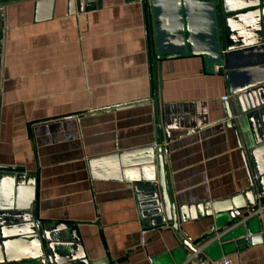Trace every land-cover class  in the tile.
I'll use <instances>...</instances> for the list:
<instances>
[{
    "label": "crops",
    "instance_id": "obj_1",
    "mask_svg": "<svg viewBox=\"0 0 264 264\" xmlns=\"http://www.w3.org/2000/svg\"><path fill=\"white\" fill-rule=\"evenodd\" d=\"M179 1L153 0V13L146 0H93L72 14L67 0L39 12L35 0L2 5L0 166L35 174L38 219L74 224L66 235L76 234L89 262L185 264L188 255L169 225L144 227L132 183L93 178L92 167L107 173L104 158L163 141L167 192L176 205L248 189L233 130L222 121L225 76L207 74L201 56L153 54L152 27L164 54L212 50L208 0ZM246 59L247 67L264 66V51ZM232 61L242 64L244 57ZM158 100L169 139L157 128ZM218 226L204 216L180 228L195 248L204 247V259L264 264L257 235L250 243H221ZM249 230H264V209Z\"/></svg>",
    "mask_w": 264,
    "mask_h": 264
},
{
    "label": "water",
    "instance_id": "obj_2",
    "mask_svg": "<svg viewBox=\"0 0 264 264\" xmlns=\"http://www.w3.org/2000/svg\"><path fill=\"white\" fill-rule=\"evenodd\" d=\"M14 1L18 0H0V6ZM53 1L35 0L34 7L38 12L49 9ZM146 2L153 13V0ZM179 2L178 6L181 0ZM90 5H93V0H67L69 14L82 13ZM207 12L213 41L211 52L189 50L164 54L155 41L160 35L155 27H152V51L159 60L201 56L207 74L217 72L225 76L228 98L224 103L226 116L222 121L233 130L247 173L248 189L217 202L189 206L174 204L167 192L163 141L155 147L104 158L108 164L103 171L107 173L98 174L96 167H92L93 178L132 183L140 215L145 220L144 227L152 231L169 225L187 253L196 248L180 225L204 216H214L218 229L222 231L221 243H250L256 235L261 239L260 231L251 232L249 227L254 213L264 203V196H260L264 194V66L247 67L249 62H245L248 55L264 51V0H208ZM151 19L154 20L153 17ZM179 23L187 32V18L180 16ZM3 26L0 23V66ZM239 26L240 29L237 28ZM182 35L187 37L184 32ZM238 56L244 57L242 64L232 61ZM235 76L241 78L237 84H234ZM161 87L159 75V91ZM153 106L157 128L161 126L169 139L160 100ZM36 191L34 173L0 166V264H108L106 260H87L76 234L72 237L66 235V230H73L74 224L38 219ZM17 247L21 251L16 254L14 250ZM200 257L204 258L203 254Z\"/></svg>",
    "mask_w": 264,
    "mask_h": 264
},
{
    "label": "built area",
    "instance_id": "obj_3",
    "mask_svg": "<svg viewBox=\"0 0 264 264\" xmlns=\"http://www.w3.org/2000/svg\"><path fill=\"white\" fill-rule=\"evenodd\" d=\"M4 10L3 6H0V11L2 12ZM224 101L227 100V97L222 98ZM159 144H154L152 146H158ZM164 149H165V143H163L161 145ZM164 155H165V151H164ZM254 180H257V176H254ZM260 196H264V194H261ZM264 209V203H262L258 210L254 213V215H259L261 214L262 210ZM260 236L262 239V244L264 247V230L260 231ZM204 250L203 246L200 247H196V249L194 251H190L187 255V259L185 264H234L230 259H228L227 257H222L220 259L217 260H208V259H204L200 257V254H202V251Z\"/></svg>",
    "mask_w": 264,
    "mask_h": 264
}]
</instances>
